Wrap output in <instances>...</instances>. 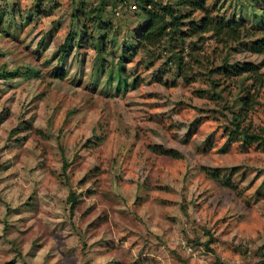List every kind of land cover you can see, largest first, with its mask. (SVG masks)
Wrapping results in <instances>:
<instances>
[{
  "label": "rangeland",
  "instance_id": "rangeland-1",
  "mask_svg": "<svg viewBox=\"0 0 264 264\" xmlns=\"http://www.w3.org/2000/svg\"><path fill=\"white\" fill-rule=\"evenodd\" d=\"M101 4L17 0L16 7L38 8L39 16L25 27L0 30V68L22 73L0 81V264L257 263L264 243V153L227 146L224 107L239 92L236 83L222 101L196 94L209 90L205 78L186 87L151 83L166 60L161 49L151 52L162 59L145 51L128 66L145 81L137 89L107 82L116 57L103 75L96 73L93 51L81 69L71 55L67 77H54L56 64L47 61L75 26L77 5L91 12ZM114 5L119 13L109 16L111 28L122 42L143 16L133 1ZM250 5L241 12L237 2L208 0L209 11L220 8L255 30L261 25ZM254 6L264 13L261 4ZM199 45L214 67L230 51L211 36ZM231 54L233 61L263 63L253 54ZM177 65L168 66L173 74ZM257 98L250 121L258 130L264 88ZM160 145L186 158L152 149ZM70 192L79 199L75 212ZM207 232L212 250L205 246Z\"/></svg>",
  "mask_w": 264,
  "mask_h": 264
},
{
  "label": "trees",
  "instance_id": "trees-1",
  "mask_svg": "<svg viewBox=\"0 0 264 264\" xmlns=\"http://www.w3.org/2000/svg\"><path fill=\"white\" fill-rule=\"evenodd\" d=\"M0 30L2 28L16 29L18 26L25 27L34 22L32 16H39L40 9L33 8L22 10L16 7L17 0H0ZM44 0H38L39 4ZM135 2L134 8L140 9L141 21L135 25L131 33L123 37L119 42L117 31L112 27L109 16H118L114 6L128 5ZM237 2L239 10L246 9L248 3L261 27L251 29L240 19L226 18L220 13L209 11L208 0H102V4L95 11L87 12L83 7L77 5V10L72 14L74 25L69 30L64 41L53 51L52 58L48 63H55L54 77L65 79L68 74L67 64L71 55L76 54L79 69L85 64L88 52L97 55L96 73L104 74L109 67L108 60L116 57V66L108 77V83L115 85L116 89H137L145 81L135 69L128 71V66H133L134 60L139 53L145 51L156 60L153 49L162 50L166 56L165 62L159 67L158 72L152 76L151 83H158L167 88L185 87L205 78L209 84V90L198 89L196 94L200 98L214 97L223 100L222 93L228 86L236 83L239 92L234 95L233 103L225 105L230 118L226 127V143L228 147L238 146L242 152L251 149L264 153V127L258 130L250 121V113L258 102V94L264 88V74L261 73L264 65V13H258L255 4L264 7V0H231ZM251 1V2H250ZM84 4V3H83ZM38 6V5H37ZM107 16V17H106ZM15 20H18L17 23ZM206 36H211L228 47L231 52L239 54H253L263 58V63L239 59L233 61L231 52L222 58L219 65H213L212 61L204 56V48L199 45ZM41 44V43H40ZM84 51V53H82ZM120 55L115 56L117 52ZM177 62V72H171L169 65ZM152 64V63H151ZM151 68L148 64L146 68ZM201 67V68H200ZM136 68V67H135ZM29 76L34 70L27 69ZM24 73V74H26ZM20 69L8 70L6 65L0 68V81L7 83L8 80L21 76ZM131 75V76H130ZM217 75L219 78H215ZM38 77V72L36 73ZM129 78H132L129 83ZM173 80H172V79ZM118 85H116V83ZM227 84V85H226ZM223 86V87H222ZM226 86V87H224ZM219 90V91H217ZM253 91V92H252ZM165 157L174 159H185V154L175 149L155 146L152 148ZM69 165L64 162L63 175L67 174ZM214 178H220V170L215 169ZM230 172H234L231 168ZM218 174V175H217ZM230 177H228L229 180ZM78 196L70 192L67 203L70 211L75 212L78 206ZM205 246L209 250L213 240L212 234ZM248 251V249L246 248ZM260 260L255 264H264V243L258 248ZM213 252V251H212ZM215 253V252H214Z\"/></svg>",
  "mask_w": 264,
  "mask_h": 264
}]
</instances>
